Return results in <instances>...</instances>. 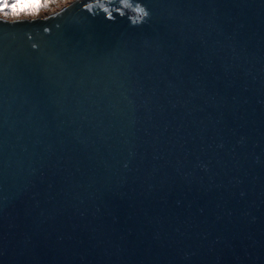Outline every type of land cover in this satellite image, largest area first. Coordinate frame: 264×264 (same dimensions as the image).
Returning a JSON list of instances; mask_svg holds the SVG:
<instances>
[{"label":"water","instance_id":"obj_1","mask_svg":"<svg viewBox=\"0 0 264 264\" xmlns=\"http://www.w3.org/2000/svg\"><path fill=\"white\" fill-rule=\"evenodd\" d=\"M129 3L0 17V264H264V0Z\"/></svg>","mask_w":264,"mask_h":264},{"label":"rangeland","instance_id":"obj_2","mask_svg":"<svg viewBox=\"0 0 264 264\" xmlns=\"http://www.w3.org/2000/svg\"><path fill=\"white\" fill-rule=\"evenodd\" d=\"M73 0H5L0 17L7 20L44 18Z\"/></svg>","mask_w":264,"mask_h":264},{"label":"clouds","instance_id":"obj_3","mask_svg":"<svg viewBox=\"0 0 264 264\" xmlns=\"http://www.w3.org/2000/svg\"><path fill=\"white\" fill-rule=\"evenodd\" d=\"M120 3L124 6V0H120ZM137 8H139L140 10L137 11ZM103 10L105 12H108V9L107 8H104ZM132 11L135 13L134 16L129 17L132 25H139V24L143 23L145 21V19L149 16V12L146 9V7L141 6L140 4H137L136 5V8H132ZM120 15H124V13L121 12ZM106 19L111 20V19H113V17L109 13L108 16L106 17Z\"/></svg>","mask_w":264,"mask_h":264},{"label":"snow or ice","instance_id":"obj_4","mask_svg":"<svg viewBox=\"0 0 264 264\" xmlns=\"http://www.w3.org/2000/svg\"><path fill=\"white\" fill-rule=\"evenodd\" d=\"M4 3H5V0H0V8H2ZM124 6L125 7H133V5L129 3V0H124ZM134 8H136V6ZM139 10L140 9L137 8V11H139Z\"/></svg>","mask_w":264,"mask_h":264}]
</instances>
